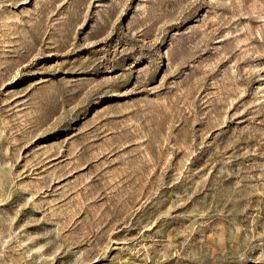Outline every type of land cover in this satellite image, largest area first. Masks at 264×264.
<instances>
[{
  "label": "rangeland",
  "instance_id": "rangeland-1",
  "mask_svg": "<svg viewBox=\"0 0 264 264\" xmlns=\"http://www.w3.org/2000/svg\"><path fill=\"white\" fill-rule=\"evenodd\" d=\"M0 264H264V0H0Z\"/></svg>",
  "mask_w": 264,
  "mask_h": 264
}]
</instances>
